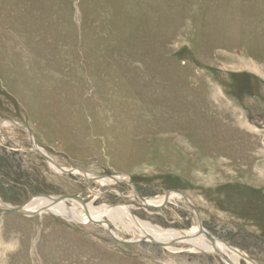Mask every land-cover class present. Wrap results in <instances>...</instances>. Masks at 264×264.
Returning <instances> with one entry per match:
<instances>
[{
    "label": "rangeland",
    "instance_id": "374dc122",
    "mask_svg": "<svg viewBox=\"0 0 264 264\" xmlns=\"http://www.w3.org/2000/svg\"><path fill=\"white\" fill-rule=\"evenodd\" d=\"M4 119L56 166L122 176L148 199L181 190L208 232L264 264V0H0ZM57 195L162 229L197 224L183 199L146 207L125 181L56 174L24 127L2 124L0 200ZM103 218L110 231L0 211V264H226L118 242L138 233Z\"/></svg>",
    "mask_w": 264,
    "mask_h": 264
},
{
    "label": "bare ground",
    "instance_id": "6f19581e",
    "mask_svg": "<svg viewBox=\"0 0 264 264\" xmlns=\"http://www.w3.org/2000/svg\"><path fill=\"white\" fill-rule=\"evenodd\" d=\"M4 125H15L18 127H24L26 131L28 132V135L30 134V130L24 126L23 124H20L17 121L4 119V122L2 123ZM1 126V125H0ZM30 138V136H29ZM33 138V136L31 137ZM34 141V138H33ZM35 146H38L34 141ZM40 151H37L39 155L42 156L41 153L47 154L46 151H44L40 146H38ZM41 152V153H40ZM43 157V156H42ZM52 157V156H51ZM44 158V157H43ZM45 159V158H44ZM46 160V159H45ZM47 161V160H46ZM48 162L49 167L52 169L53 172L56 174H62L67 173V170L72 169L74 174H79L81 177H83V173L78 168H69V167H62L57 165L56 161L54 162ZM59 172H58V171ZM61 172V173H60ZM68 174V173H67ZM87 174V173H86ZM88 177H93L91 181H95L97 183H113L116 182L114 179L110 177H97V175L92 176L90 174H87ZM117 178H124L122 176L116 175ZM84 178V177H83ZM89 180V179H87ZM185 194H180L176 190H172L170 192L169 201L175 198H180L184 200ZM61 200L56 201V196H51V198H44V197H32L30 202H28L24 208L28 211H42L41 213L45 212H51L55 213L58 216L68 220V221H76V222H92L94 221H102V226L107 228L108 231L109 228L107 226L106 221L103 217L107 219H111L113 221L119 222L122 225L129 224V229L136 231L138 233L137 238L143 237V236H151L154 239L158 241H162L164 243H172L178 242L180 244H186L188 245L187 250L191 251H201V252H209L212 253L214 251L213 246L211 242L206 239L205 235L196 236L194 235L198 229L197 224L194 226L185 229L184 231H175L172 229H162L159 226L153 225L145 220H141L138 217H135L132 213H130L127 210V207L123 205H111V206H99L94 207L91 205V203L86 204H72V202L68 199L71 198L68 195H64ZM132 196L134 194L132 193ZM186 196V195H185ZM187 197V196H186ZM188 198V197H187ZM164 200V194L159 196L158 198H146V207H150V205H160ZM189 200V199H188ZM70 201L72 206H69L67 202ZM185 201V200H184ZM190 201V200H189ZM2 201L0 200V203ZM186 202V201H185ZM191 202V201H190ZM187 203V202H186ZM188 204V203H187ZM144 205V204H143ZM149 205V206H148ZM154 208V207H153ZM40 213V214H41ZM118 224V223H117ZM113 232V230H111ZM112 236L113 238H119L115 232H113ZM120 239V238H119ZM132 241V240H130ZM169 249H174L175 247L166 246ZM215 247L222 251L228 259L232 262V264H239V259L242 258L241 254L244 252L232 247L231 245H228L220 240L215 241ZM181 248V247H180ZM226 264H230L227 261H225Z\"/></svg>",
    "mask_w": 264,
    "mask_h": 264
},
{
    "label": "water",
    "instance_id": "95a60500",
    "mask_svg": "<svg viewBox=\"0 0 264 264\" xmlns=\"http://www.w3.org/2000/svg\"><path fill=\"white\" fill-rule=\"evenodd\" d=\"M3 122H4V120H0V125H2ZM29 136H30V142H31V150L34 151V152L40 151L39 148H38V146H35L34 141H33V138H31L32 137L31 132H30ZM41 154H42V156L47 161L54 162V159L51 157V155L44 154V153H41ZM70 168H75V167H70ZM78 169L83 173L84 179H89V180H92L93 179V177H88L87 174H86V172L83 169H81V168H78ZM66 172L68 174L74 175L72 169L67 170ZM105 176L114 179V181H116V182L125 181L128 184H130L131 187H132V193L134 194V196L138 197L140 199V201L144 205L146 204V198L143 197V196H141V195H139V193L133 188V183H132V181L130 179H125V178L120 179V178H117L116 175H97V177H105ZM171 191L169 190V191H167L164 194V200H163V202L160 205H157V206L150 205V207L161 208V207L165 206L166 203L169 201V196H170V192ZM176 191L183 195V192L181 190H176ZM63 197H65V196L64 195H57L56 196V201L57 200H61ZM70 197L75 198V199H78V200H82L78 195H71ZM183 197H184V200L191 207V209L193 210V212H194V214L196 216V223H197L198 229H197V231H196V233L194 235H196V236H200L202 234L205 235L206 239H208L211 242L212 246H213L214 251L212 253L218 255L224 261H227L228 263L232 264V262L230 261V259H228V257L222 251H220L219 249H217L215 247V241L217 239H216V237H214L210 232H208L202 226V223L200 221V218H199V215H198V211H197L195 205L192 204L185 195ZM30 200H31V198L27 199L24 203H22L20 205H16V206H12V205L6 204L4 202H1L0 203V211L14 213V214L21 215V216H35V215L40 214L42 211H44V210H41V211H28V210H26L24 208V206L28 202H30ZM92 221L94 223H98V224L102 223V221H97V222L94 221V220H92ZM113 239L116 240V241H118V242L129 243V244L138 243V242H141V241L148 240V241H151L152 243L157 244V245L162 246V247H166V246L169 245V243H164L162 241H158V240L154 239L151 236H143V237H140V238H138L136 240H132V241H127V240L119 239V238H116V237H114ZM172 242L173 241H171L170 243H172ZM241 257L246 261L247 264H255L254 261L248 255H246L245 253L241 254Z\"/></svg>",
    "mask_w": 264,
    "mask_h": 264
}]
</instances>
